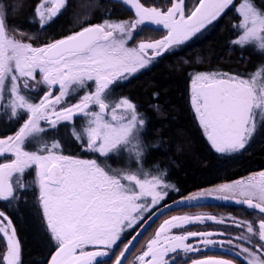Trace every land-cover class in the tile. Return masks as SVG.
<instances>
[{"label":"snow or ice","instance_id":"snow-or-ice-1","mask_svg":"<svg viewBox=\"0 0 264 264\" xmlns=\"http://www.w3.org/2000/svg\"><path fill=\"white\" fill-rule=\"evenodd\" d=\"M121 2L134 10V19H105L39 46H34L32 35L9 28L8 8L0 3V112L9 121L27 117L13 135L0 138V158H4L0 162V202L11 206L36 190L43 224L54 245L44 264H106L102 258L110 257L117 242L126 233L131 235V230L135 234L115 255L114 264H122L130 246L134 247L133 241L138 242L141 229L146 231L144 226L153 217L165 215L174 206H200L201 200L209 198L231 201L258 210V223L230 218L242 229L233 237L225 232L185 229L206 221L225 222L214 215L171 216L128 264H176L175 256L165 259L169 253L182 251L187 257L201 251L200 244L219 247L242 264H264V171L172 204L163 203L170 191L178 189L166 182L165 172L154 174L143 166L146 117L129 98L114 97L111 87L201 33L230 6L237 14L232 25L236 38L230 43L264 53V9L254 0H197L190 8L185 0H169L166 10L145 7L140 0ZM66 5L67 0H40L33 22L43 30ZM18 7L20 4L14 3L12 10ZM149 24L162 26L166 35L129 47L136 30ZM40 85L45 86L43 96L37 94ZM93 86L94 90H87ZM81 89L84 94L76 103H69L67 98ZM190 104L212 149L226 155L239 152L257 125L264 123V64L247 76L190 74ZM152 107L159 111L158 105ZM77 115L84 123L79 129L72 123L70 135L95 154L93 159L65 155L58 140L43 139L48 129L72 122ZM42 121L47 129L41 126ZM26 142H35L37 149L25 150ZM111 156L126 158L135 168L113 169L101 159ZM29 169H34L35 178L26 181ZM173 229L180 231L174 233ZM216 235L226 238L213 239ZM0 238L6 248L0 254V264H20V242L4 211H0ZM89 246L92 250H86ZM187 259L190 264H233V260L217 256Z\"/></svg>","mask_w":264,"mask_h":264},{"label":"trees","instance_id":"trees-1","mask_svg":"<svg viewBox=\"0 0 264 264\" xmlns=\"http://www.w3.org/2000/svg\"><path fill=\"white\" fill-rule=\"evenodd\" d=\"M3 2L8 8L6 23L9 28L34 35L42 42L36 43L41 45L79 31L78 17L81 16L87 19L85 27L102 23L105 19L122 21L133 18L132 10L117 1L67 0V5L60 14L41 30L33 22L34 9L40 0ZM140 2L144 6L161 10L170 6L169 0ZM196 2L197 0H185L189 8ZM254 2L257 7L264 9V0ZM14 3L20 4L15 11L12 10ZM234 3H239V0H234ZM84 5L89 6L86 13L79 11ZM236 21L237 14L230 6L201 33L184 44L163 52L149 66L113 87L114 97L129 98L146 117V130L142 134L143 142L147 146L143 165L154 172H165V180L178 189L171 191L163 203L169 204L198 191L244 179L264 170V123L257 125L244 149L230 155L220 154L211 148L190 104V74L218 72L247 76L264 64V53L251 46L241 49L230 43L236 38V32L232 28ZM79 94L76 93L70 103L76 102ZM152 105H158L159 111ZM19 127L20 122L1 118L0 137L15 133ZM69 140L73 141L74 147L67 141L66 147H71L72 153L78 147L80 149L75 140L71 137ZM107 160L113 166L120 165V158L115 156ZM29 173L30 170L25 174L26 181L33 179ZM35 196L36 190L32 189L21 197L19 203L9 206L6 202H0V211L9 216L16 229L20 242V264H44L49 259L50 252L54 251ZM194 209L229 212V215L241 221L251 220L255 215L260 216L257 211L230 204H202L173 211L171 214ZM160 219L162 217L148 228L128 258L133 256L144 239L153 234ZM130 233L135 234L131 230ZM131 235L128 234L127 239H131ZM127 239L123 238L121 241ZM4 248L5 243L0 238V254L4 252ZM187 257L192 258L190 255ZM187 257L179 256L176 264H186ZM127 259L124 264H127ZM114 260L115 255H112L104 261L112 264ZM235 260L237 264H242L240 259ZM189 261L187 259V263Z\"/></svg>","mask_w":264,"mask_h":264},{"label":"rangeland","instance_id":"rangeland-1","mask_svg":"<svg viewBox=\"0 0 264 264\" xmlns=\"http://www.w3.org/2000/svg\"><path fill=\"white\" fill-rule=\"evenodd\" d=\"M113 1H117V2L122 3L121 0H113ZM0 3H3L5 5V3L3 2V0H0ZM123 5L125 7H127V8L130 9L129 6H127L125 4H123ZM145 7H149V6H145ZM86 9L88 10L89 9V6L84 5V6H82V7L79 8V11L80 12H83V13H86L85 12ZM132 12H133V18H131V19H134L135 18L134 10H132ZM7 16H8V14H7ZM131 19H129V20H131ZM78 20H79V31H80L81 28L85 27V22H86L87 19L84 16H81V17H78ZM141 28L142 29L144 28V29L143 30L137 29L136 32L133 34L134 35V39L132 41H129V44H128L129 47L136 46L140 42H150V41L162 39L166 35V32H167V30L166 29H163L162 26H157V25H150L149 24V25L141 26ZM32 36L34 37V39L32 41L34 43V46L41 45L39 43H42V42L40 40L36 39V37L34 35H32ZM36 42H39V43H36ZM43 44H45V43H43ZM130 77H128L127 79H129ZM37 79H39V76L37 77ZM127 79L117 81L115 84H113L111 86L112 87V91H113V87L116 84L121 83L123 81H126ZM91 83L92 82H89V84H91ZM87 90H89V91L94 90V86L92 88L87 89ZM44 91H45V86L44 85H40L39 88L37 89L38 96H43ZM84 91H85L84 89H81L79 91V93H80L79 96H82L84 94ZM54 92H55V90H54ZM71 98L72 97L67 98L69 103H70ZM76 102H74V103H76ZM93 110H98V109H96L95 107H93ZM1 118H6L7 119V115H5L2 112H0V119ZM26 118L27 117L25 115V116H23L19 120H13V122L18 121V122H20V126H21L22 123L24 122V120ZM72 123H74L76 125L77 129H79L80 126L84 123V118L82 116H80V115H77V116L74 117V119H73L72 122H62L61 124H59L57 126L56 129H48L44 134H42L43 135V139L46 140V141H49V142H51L53 139L58 140L60 142V144H61V147H62V150H63V154H65V155L77 156V157L83 158V159H93V158H95V154L90 153V152H87L86 150H84L81 147L80 142L76 141L74 138L71 137V135H70V126H71ZM41 126L42 127H45L47 129V125L43 121L41 122ZM13 134H11V135H13ZM70 137L73 140H75V142L78 144V146H80V149L78 147L77 148V151L76 152H73V153L71 152V149L74 147V145H73V141L69 140ZM0 138H4V137H0ZM66 141L71 144L72 148L71 147H66ZM24 147H25V150H28V151H35L37 149V145H36L35 142H31V143L26 142L25 145H24ZM101 159L104 161V163H106L107 165H109L113 169L124 168V167H128V166H131V167L135 168V163H130L126 158H120V160H119L120 161V165L117 164L116 166H113L105 158H101ZM0 162H4V158H0ZM144 168L146 170H149L145 166H144ZM29 170L31 171V173H29V176L34 179L35 178L34 169H29ZM152 172L154 174L157 173V172H154V171H152ZM246 178L247 177H245L244 179H246ZM213 188H215V187H213ZM213 188H211V189H213ZM211 189L209 188V189H205V190H211ZM218 204H222V203H218ZM225 205H229V204H225ZM181 209H183V208H181ZM181 209H179V210H181ZM175 211H177V210H175ZM178 215H193V216L194 215H205V216L206 215H214L217 218L224 219V221H225L223 224L215 223V222H212V221H206L205 223H202V224L201 223H195V224L186 225L185 226V229L187 231H210V232H214V233L225 232L226 235H230V236H233V237L236 236L237 234H239L242 231V229L237 228V227H235L233 225L232 220L230 218H234V217L232 215H229V212L228 213H222V212L211 211V210H207V209H194V210H189L187 212H178V213H173V214H171V212H169V213L161 216L162 219H160L159 223L154 228L153 234L150 237H147L146 239H144L142 245L135 251V253L133 254V256L132 257H129V258L127 257L128 259L126 258L127 259V264L130 261H134L135 260V257L138 256L144 250V246L153 237L154 233L156 232V230L158 229V227L160 226V224L163 222V220L169 219L171 216H178ZM259 218H260V216L255 215V216H253V218L251 220H248V221H252L254 224H257ZM179 231L180 230L173 229V232L174 233H178ZM127 235L128 234L126 233L124 236L121 237V239H123V238H126L127 239ZM225 238L226 237H221L219 235H216V236L213 237V239H216V240L225 239ZM127 241H128V239H127ZM127 241H121V240L118 241L117 242V245L114 246V253L113 254H110V256L117 255L119 253V251L123 248V245L125 243H127ZM4 243H5V241H4ZM189 243H194L195 244V243H197V241L190 240ZM198 246L201 248V251L196 252V253H189V254H187V255L192 256V259H196V258L203 259L206 256H217L218 258L231 259V260H233V264H237L236 263V260L233 259L234 257L230 253H228L226 251H223L219 247L204 246L202 244H200ZM5 250H6V248H4V251ZM86 250H92L91 249V246H89V248L86 249ZM184 255H185V253H183L182 251H178L177 253H169V256L166 257L165 259H169L172 256H175L176 259H177L179 256H184ZM229 257H231V258H229ZM108 258L109 257L102 258V259L103 260H107ZM114 262H115V260H114ZM114 262L112 264H114ZM124 262H123V264H124ZM187 264H190V261Z\"/></svg>","mask_w":264,"mask_h":264},{"label":"water","instance_id":"water-1","mask_svg":"<svg viewBox=\"0 0 264 264\" xmlns=\"http://www.w3.org/2000/svg\"><path fill=\"white\" fill-rule=\"evenodd\" d=\"M173 203V202H172ZM172 203H169V204H172ZM218 203H222V204H230V205H236V206H240V207H245L246 208V206H242V205H238V204H236V203H234V202H231V201H224V200H218V199H215V198H209V199H207V200H201L200 202H199V205H202V204H218ZM187 207H191V206H187ZM187 207H173V210H171V211H167L166 212V214L167 213H169V212H172V211H175V210H179V209H181V208H187ZM254 211H257L258 212V210H254ZM161 216H159V218H160ZM158 218H156V217H153V220L152 221H149L148 222V224H146L144 227H145V229H146V231L148 230V228L157 220ZM141 231H142V235L141 236H139L138 237V241L141 239V237L145 234V230H142L141 229ZM138 242L137 241H133V245H134V247L136 246V244H137ZM134 247H132V246H130V248H131V251L133 250V248ZM131 253V252H130ZM129 256V253H126V258ZM126 259H123L122 260V264H123V262L125 261Z\"/></svg>","mask_w":264,"mask_h":264}]
</instances>
